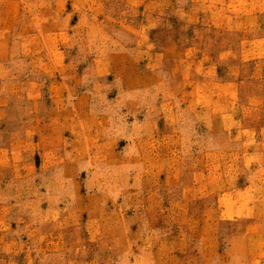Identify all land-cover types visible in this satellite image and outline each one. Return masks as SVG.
Masks as SVG:
<instances>
[{"label": "rangeland", "instance_id": "1", "mask_svg": "<svg viewBox=\"0 0 264 264\" xmlns=\"http://www.w3.org/2000/svg\"><path fill=\"white\" fill-rule=\"evenodd\" d=\"M0 264H264V0H0Z\"/></svg>", "mask_w": 264, "mask_h": 264}]
</instances>
